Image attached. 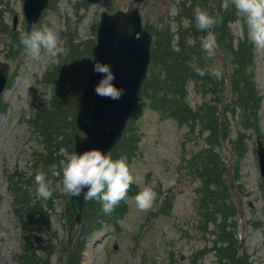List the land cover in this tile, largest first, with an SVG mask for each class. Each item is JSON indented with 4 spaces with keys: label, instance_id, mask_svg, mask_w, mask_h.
I'll use <instances>...</instances> for the list:
<instances>
[{
    "label": "rangeland",
    "instance_id": "rangeland-1",
    "mask_svg": "<svg viewBox=\"0 0 264 264\" xmlns=\"http://www.w3.org/2000/svg\"><path fill=\"white\" fill-rule=\"evenodd\" d=\"M180 1L142 0L144 24L157 28L169 22L178 13ZM134 4V0H53L36 30L53 31L63 48L72 38L78 49L86 52L89 43H96L102 12L127 10ZM214 4H209L204 12L208 13ZM171 25L175 31L176 24ZM25 27L23 0H0V59L10 64V79L0 97V264H27L20 258L23 230L14 211L13 180L20 190L25 188L34 197L35 175L40 172L52 182L53 194L43 199L50 213V228L36 246V255L43 264H66L69 249L84 239L82 227L76 231V225L70 221V194L62 186L61 162L67 153L75 152L74 144H67L74 132L71 127L62 128L66 136L48 139L41 122L35 119L39 102L52 95L45 75L59 63L60 54L53 56L42 48L38 57L26 50L19 58L9 56L14 47L9 32L26 35ZM231 27L240 37V23L232 22ZM205 31H201L200 38H204ZM254 72L262 95L259 125L264 134V49L255 48ZM220 73L224 75L223 71ZM196 90L195 84L189 82L187 98L193 107L204 100ZM136 117L140 139L129 162L136 179L125 199L119 202L128 210L116 221H103V226L85 239L82 264H227L220 261L216 251L210 250L213 236L209 229L203 230L200 183L188 169L189 157L204 143L200 129L181 127L172 118H161L149 99L140 100ZM227 117L232 140L244 128L232 111ZM74 120L71 116L67 123L71 125ZM247 134L246 152L241 157L234 155V174L245 207L243 255L245 264H264V179L257 155V136L251 130ZM145 187H150L156 197L148 211H140L134 197ZM235 219L239 221L237 215ZM236 238L238 244L239 237ZM201 251L205 254L197 258Z\"/></svg>",
    "mask_w": 264,
    "mask_h": 264
},
{
    "label": "trees",
    "instance_id": "trees-1",
    "mask_svg": "<svg viewBox=\"0 0 264 264\" xmlns=\"http://www.w3.org/2000/svg\"><path fill=\"white\" fill-rule=\"evenodd\" d=\"M219 1L220 6L211 17L215 21L213 34L218 47L230 63L232 94L224 110L226 117L229 111L237 115L244 128V131L239 132L237 137L231 140L233 149L241 157L246 152L248 130L262 136L264 140L259 125L262 95L255 79V47L247 39V26L237 16L231 0ZM212 2L215 3L216 0H182L178 14L173 18L177 22L176 31L172 30L171 22L151 30L154 34V43L141 100L149 99L150 106L158 111L163 119L172 118L180 126L200 129V137L204 143L189 157L188 169L201 183L200 215L203 217L204 229L213 225L211 230L216 236L214 248L223 256L221 261L228 259L232 261L237 252L236 207L224 180L227 162L221 148L218 108L226 96V83L224 76L216 77L211 74L210 69H217L220 72L221 70L213 52L209 53L203 49L201 43L203 39L200 38L203 30L197 27L193 15L196 7L205 11ZM237 20L242 28L240 37L235 35L231 27L232 22ZM9 34L14 42L9 56L13 59L19 58L25 50L20 42L21 35L12 30ZM190 39L195 43L190 44ZM92 43L87 45L86 52H81L70 38L64 46L66 54H60L59 63L46 72L45 80L52 86L53 91L49 100L39 102L35 119L41 122L48 139L52 136L58 138L65 135L62 128L69 127L75 136L77 131L75 121L70 125L67 120L75 116L81 101L86 67L92 58ZM197 69L203 70L205 75L200 76ZM189 82L195 84L196 91L204 98L196 107H193L187 98ZM136 118L134 114L122 140L111 152L114 159L126 156L128 164L136 152L140 139L135 127ZM205 133L207 135L203 137ZM74 136H69L67 144L70 142L74 144ZM25 190V188L20 190L18 182L13 180L14 211L23 230L24 245L20 258L27 264H43L41 259L37 258L36 246L42 241V235L48 233L50 213L49 209H45L43 199L37 195L31 197ZM127 210L126 205L120 203L113 210L114 215L113 211L105 214L100 202L88 200L87 214L80 232L84 239L79 240L69 250L67 264H82L85 239L100 229L103 221H116L126 214ZM72 214L70 211V221L75 224Z\"/></svg>",
    "mask_w": 264,
    "mask_h": 264
},
{
    "label": "water",
    "instance_id": "water-1",
    "mask_svg": "<svg viewBox=\"0 0 264 264\" xmlns=\"http://www.w3.org/2000/svg\"><path fill=\"white\" fill-rule=\"evenodd\" d=\"M50 0H24L23 7L26 20V31L31 33L38 25L43 11ZM128 10H117L114 13L104 11L97 30V42L92 50V60L109 63L116 74L114 83L126 91L119 100L101 97L94 91L100 75L93 72V61L87 67L86 81L82 94V101L75 116L78 129L75 137V152L98 148L110 152L121 140L125 127L136 107L141 94L143 83L147 77L151 61L152 35L143 27L139 3ZM213 7L207 14L211 16ZM18 17L14 18V28ZM204 41L210 42L216 58L222 63L228 77V60L220 51L212 36V26L206 30ZM10 65L0 60V95L9 78ZM220 105V136L223 141L226 155L231 162L226 167V181L231 190L234 203L242 219L244 216L243 197L236 188L233 176L234 157L228 146L229 128L225 119L223 106L230 96ZM258 155L261 173L264 177V144L258 138ZM86 191V189H85ZM70 205L74 213L75 222L80 226L86 214V198L83 192L80 196H71ZM243 226V224H242ZM242 234V233H241ZM235 264H244L242 243H239L238 255Z\"/></svg>",
    "mask_w": 264,
    "mask_h": 264
},
{
    "label": "clouds",
    "instance_id": "clouds-1",
    "mask_svg": "<svg viewBox=\"0 0 264 264\" xmlns=\"http://www.w3.org/2000/svg\"><path fill=\"white\" fill-rule=\"evenodd\" d=\"M234 4L237 16L247 26V39L257 49H264V0H231ZM196 25L201 30L210 29L215 21L199 7L193 10ZM24 49L33 56H39L41 49H47L53 56L66 54V50L58 45L57 35L48 28L35 30L20 38ZM190 44L195 41L190 39ZM205 51L211 53L212 45L208 41H202ZM93 61V72L100 75L94 86V91L101 97L119 100L125 93L123 87H118L114 81L116 74L109 63L99 60ZM200 76L205 72L196 70ZM211 74L219 77L220 71L210 69ZM63 191L71 196L84 197L90 201H98L102 205L103 212L110 214L120 201L127 196L130 186L136 177L132 174L126 156L114 159L110 152H104L98 148L86 149L82 152L67 153L61 162ZM51 181L44 172L35 175L36 195L41 199L52 196ZM86 189V191H85ZM156 193L145 187L139 191L134 199L140 211H148L155 200Z\"/></svg>",
    "mask_w": 264,
    "mask_h": 264
}]
</instances>
